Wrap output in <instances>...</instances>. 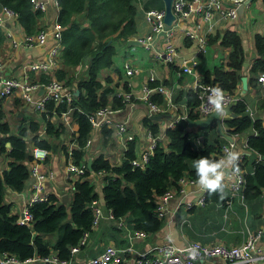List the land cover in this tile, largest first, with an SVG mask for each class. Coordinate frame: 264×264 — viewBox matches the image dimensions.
<instances>
[{
  "label": "trees",
  "instance_id": "16d2710c",
  "mask_svg": "<svg viewBox=\"0 0 264 264\" xmlns=\"http://www.w3.org/2000/svg\"><path fill=\"white\" fill-rule=\"evenodd\" d=\"M57 1L59 6L57 20L62 28V48L58 57L66 66L86 63V77H67L64 68L55 69L53 76L64 81L65 84H72L77 79L76 87L80 92L70 101L56 102L52 99L46 101V109L42 110L41 114L46 121V132L58 135L59 129L54 127L51 114L64 111L68 105L73 107L78 145L71 149V153H68L65 147L63 149L67 162L74 161L79 164L86 161L88 148L86 142L91 132L88 114L106 104L114 109L126 105L121 97L115 95L111 86L98 90L103 86V83L97 79L99 70L115 62L121 48L135 33L136 2L142 3V7L148 9L162 8L163 1ZM0 2L17 13L16 20L25 33L34 32L39 27L37 19L42 15V11L34 9L30 0H0ZM80 18L87 20L88 24H83L81 22L83 19ZM211 40L210 35L209 42ZM214 40H218V44L230 49L227 60L225 64H217L211 70H207L200 82L216 83L222 90L235 93L240 84L244 62L242 38L235 29L225 28L221 33H215ZM253 47L256 56L248 68V82L258 81V74L264 72V31L254 33ZM43 80L47 79L43 78ZM111 93L114 95L110 98ZM239 96L229 104V114L223 122L226 126L224 131L230 135L240 136L242 132L245 133L242 138L245 146H241L240 149L244 155L241 157L239 167L244 173L241 193L247 203L257 200L261 195L264 200V123L261 117H251L248 114L246 97ZM151 98L158 103L163 101V96L159 93L153 94ZM199 101L197 92L189 89L186 111L188 117L192 119L200 117L197 110ZM141 126L155 138L154 148L144 167L131 164L136 158L138 143L134 134L124 146L119 163L114 164L104 153H97L92 159L91 170L86 167L83 175L66 179L68 185L66 193L70 197L66 203L62 202L60 196L55 193H49L45 199H35L27 205L32 216L31 220L19 224L18 216L12 213V204L5 201V195L6 188L21 193L31 174L27 166L33 161L32 147L27 148L28 134L34 133L32 136L34 146L49 151L56 146L38 137L35 133L39 128L38 122L28 116L19 119L15 133H10L7 122H0V132L3 134L0 136V153H4L8 159L7 168L0 175V254L11 255L23 262L28 258H44L54 253L60 261H69L72 257L71 247L78 244L85 232L90 233L95 228L92 227L94 215L91 207V203L95 200L103 202L114 220L126 221L124 228L129 231H143L147 236L158 232L165 222V217L158 216L157 198L169 190H178V182L183 177L198 180L196 170L192 168L193 162L189 161L200 158L217 161L222 155L221 140L226 141V139L214 129L213 122L194 130L193 127H187L185 119L180 118L162 128L160 121L144 115ZM100 129L104 141L113 134L112 125L104 124ZM247 130L251 132L246 134ZM6 142H9V146H6ZM244 150L247 152H243ZM47 159L48 156L45 161ZM93 175L94 180L91 179ZM98 179L101 186L96 185ZM31 192L33 194V190ZM226 192L225 186L222 192L206 191L205 204L210 201L224 202ZM248 204L247 220L248 217L251 219L256 217L253 205ZM238 206L244 218V207ZM54 232L57 233V237L54 242H49L46 237ZM129 257H126V260L119 258L115 264H128Z\"/></svg>",
  "mask_w": 264,
  "mask_h": 264
},
{
  "label": "crops",
  "instance_id": "0c3cea01",
  "mask_svg": "<svg viewBox=\"0 0 264 264\" xmlns=\"http://www.w3.org/2000/svg\"><path fill=\"white\" fill-rule=\"evenodd\" d=\"M205 1L206 0H202V2ZM247 3H243V10L240 12L238 11V7L241 4L237 7V16L234 19L226 20L216 12L211 19L214 24V28L211 31H206L204 26L200 28V31L207 37L205 51L199 52L198 39L189 38L180 30L176 31V34L173 37L174 43L177 47L176 61L179 62V59L182 57H191L195 55L198 63L192 73H181L177 65L165 63L162 60L154 58L153 50L145 49L144 47L131 42L129 39L127 41L128 43L121 48L115 62L111 66L104 67L99 70L97 79L103 83V86L99 87L98 90L101 91L103 87L111 86L114 88L115 95L121 97L122 101L126 102L125 107L116 108L117 110L112 113L114 121L124 122L127 127V133H131L133 136L136 131L142 130V133H140V143H137L138 145H136V156H139L140 153L144 149H147L150 144L147 131L141 126V119L144 115L148 116L147 109L149 107L144 100H139V98L137 99V97L142 94L143 85H148L149 83V85L154 86L160 82L161 86L171 92V98H173L171 105L166 104V98L162 93L163 101L160 103L155 101L162 107V113H166L163 115L164 117L160 119L162 128L169 125L171 120L186 114L187 91L194 88L196 82L202 79L203 74L207 70H211L217 64L226 63L227 55L230 49L226 46L218 44V40L215 41L214 37L216 32H218V34L221 33L225 28H228V25L230 24L234 25V29L242 38L245 54L241 74L246 75L248 81V68L256 56L254 47L253 49L250 47L251 42L253 45V35L258 30H264V0H250ZM252 6L255 7V10H257L255 14L252 13ZM136 9L134 17V34L147 33L149 31V27L144 19L145 8L142 7V3L136 2ZM57 11L58 5L56 6L52 2L51 6L45 12H42V15L37 19V26L41 27L49 25L57 16ZM80 20L83 24H88V21L84 18H80ZM199 20H201V15H199L198 12L193 11L191 15L183 21V23L187 27L195 29L198 27L197 23ZM8 32L10 35H8ZM25 34L24 29L15 18H8L0 24V60L3 63L1 73L4 75H13L19 79H24V77H26L25 80L31 82H46L53 73L31 70L28 68V64L32 61L47 59V46H27L24 44L15 45L13 43V39L20 40ZM210 35L212 38L211 42H209ZM181 47H184L183 54L180 53L181 56H179L178 50ZM156 48L161 51L164 49L162 37L161 39L156 38ZM126 59L130 60L137 68H139V70L131 76H128L125 73L123 67L124 60ZM59 68H64L66 70L67 77H86V63H82L77 66H66L62 64L61 59L57 56V65L51 72H54L55 69ZM151 76L154 77V81H150L152 80ZM43 78H46L47 80H43ZM76 80L77 79H75L72 84H65L63 81L64 86L72 91V97L77 95L75 93L76 89H78L76 87ZM153 82H157V84L153 85ZM41 87L42 86L40 85L32 92L31 99L29 100L22 97L19 93L0 99V122H7L10 133H15L18 121L23 116H28L38 122L39 128L35 133L38 134L39 138L46 139L51 144L56 146L49 151L48 159L41 167V170L46 171L48 174L50 173L44 182V194L47 196L49 193H55L60 196L61 200L62 196L66 195V201L64 202L62 200V202L66 203L70 197L66 193L67 191L65 188V181L67 179L65 162L67 161L65 160L66 157L64 155L63 147L67 149L68 153H71V149L77 147V124L75 117L73 116V107L68 105L64 111L59 112L58 114L53 112L50 116L54 127L59 129V134L54 135L46 132V121L41 114V111L46 108H36L37 100H39L45 92V89L42 87L41 90ZM125 93H130L133 99L136 100L126 98ZM234 94L238 97H240L239 95L246 97L248 109L253 111L254 117H261L264 123V83L258 81L248 82L246 91L242 93L240 80V84ZM113 95L114 94L111 93L110 98ZM212 122L215 127L216 120L213 119L210 123ZM222 127L223 129L226 127L223 121ZM193 128L194 130L199 129V127ZM214 129L216 130V127ZM249 132H251V130H247L246 134ZM2 135L3 134L0 132V136ZM33 135L34 133L28 134V149L34 146L32 141ZM110 138L114 139L117 143H124V146L127 145L126 140L124 141V139H118L115 135H112ZM89 139L90 143L85 155L87 162L84 161V163H86V167L89 158L93 159L97 153H104L106 151L108 143V140L104 141L102 138L100 127L92 126V124ZM237 139L236 147L232 148L231 151L238 153L240 156V149H242V147L241 142L239 144V138ZM221 142L222 146L230 143L227 139L226 141L221 140ZM8 143L9 142H6V146H9ZM237 145L239 147H237ZM107 153L110 157L105 155V153L104 155L111 160L112 163L116 164L120 162V159L118 158L119 156L116 157L115 152ZM221 159L222 158H219L218 160ZM7 162L8 159L5 157L4 153L1 152L0 175L2 174V171L7 168ZM194 163L195 162H193L192 168H195ZM27 166L28 171L31 172V164L28 163ZM227 171L228 169H226V173ZM94 178L95 176L93 175L91 179L94 180ZM35 181L36 179L34 176L29 174L21 193L14 192L11 189L6 188L5 201L12 204V213L18 217L21 215L22 210L32 202L33 195L31 190L32 184ZM225 181L226 177L223 181L224 185ZM96 185L101 186L99 179L96 181ZM184 188L185 192L183 194L174 195L168 202L166 207V218L162 228L146 241L142 242L145 240L143 239L141 241L134 242V246H138L137 251L145 252L155 246L165 243L183 246L186 242L191 240L200 241L203 244L212 241H222L227 245L238 244L242 241L243 238L240 232L242 224L240 219H242V214L238 206L240 204L234 202V206L226 214L227 218H225L224 209L220 202L210 201L203 206L194 204L205 194V191L201 190L197 186V180L194 181V183L186 184ZM186 201L191 202L192 205L187 207L185 204ZM247 204L253 205L256 213L255 218L252 217L251 219V217H248V220H246L248 224L252 228L264 226L263 198L260 197L257 200H253L251 202L248 201ZM97 206L101 209L102 217L98 225L88 234L86 245L83 248L80 247L78 251L72 254L70 260L67 261L68 264H83L85 260L96 256L104 249L105 246L108 245H114L119 250H123L129 246L130 243L128 241V237L130 235V231L124 227H117L118 220H114L110 217L111 212L105 208L103 202L100 203L99 200H97ZM206 212H215L218 216L219 223L215 228L204 229L202 216ZM125 220H127V218H125ZM124 223H126V221H124ZM112 227H114V229H112ZM115 227H117V229ZM122 229L125 230L122 231ZM115 231L119 232L120 235H123L126 241L121 240L118 245L115 241ZM109 235L112 237H109ZM129 256L130 255H125V260L126 257ZM2 257V254H0V264ZM131 257L132 258L129 257V259H127L128 264H137L135 255ZM10 264L46 263L38 257H33L29 261L16 263L12 262Z\"/></svg>",
  "mask_w": 264,
  "mask_h": 264
},
{
  "label": "built area",
  "instance_id": "2783aa9c",
  "mask_svg": "<svg viewBox=\"0 0 264 264\" xmlns=\"http://www.w3.org/2000/svg\"><path fill=\"white\" fill-rule=\"evenodd\" d=\"M30 1L34 9H38L42 12H45L51 6L52 2L56 6L58 5L57 0ZM245 2L247 3V0H206L205 2H202V0H173L172 11L175 14V18L170 25H167L164 20V7H150L148 9H144V19L149 27V31L142 34H133L129 40L144 47L145 49L153 50L154 58L162 60L165 63L177 65L181 73H192L198 63L195 55L191 57H182L179 59V62L176 61L177 47L173 39L176 31L180 30L187 37L198 39L199 52L205 51L207 37L200 31V28L204 26L206 31H211L214 28V24L211 19L216 12L226 20L234 19L237 16V7ZM193 11H196L199 15H201V20H199L197 23L198 27L195 29L189 28L183 23V21L189 17ZM16 17L17 13L13 9L3 5L0 11V24L8 18L16 19ZM61 29V24L57 20L56 16L49 25L38 27L34 32L26 33L20 40L13 39V43L15 45L24 44L27 46H47L48 58L30 62L28 64L29 69L53 73L51 71H53V68L57 65V56L60 54V50L62 48ZM8 35H10L9 32ZM161 37L163 39L164 46L162 51L156 48V38L161 39ZM123 67L128 76L133 75L139 70V68H137L128 59L124 60ZM2 68L3 63L0 60V99L19 93L22 97L29 100L31 99L32 92L40 85L45 89V92L36 102V108L38 109L45 108L46 101L50 99L57 102L63 100L70 101L72 98V91L67 89L64 86L63 81L57 79L53 76V74H51L50 78L46 82H31L25 80L26 77H24V79H19L13 75H4L1 73ZM151 79L152 80L150 81H154L153 76H151ZM258 80L264 83V72L259 74ZM213 88L221 89L216 83H202L198 81L194 85L193 89L197 92V96L200 99L197 106L200 117H206L214 111L209 103V96L211 95V89ZM222 92L225 98V108H227L235 99L239 98L234 93H230L225 90H222ZM155 93H162L166 98L167 105H171L173 102L171 92L161 86L160 82L154 86L149 85V83L148 85H143L142 94L138 96L137 99L139 98V100L142 99L146 102L149 107L147 109L148 115L160 114L163 111L162 107L151 98ZM125 97L130 99L133 98L130 93H125ZM115 110L117 109H114L109 104H106L98 107L94 112L89 113L88 118L92 126L95 127H101L104 124L112 125V135H115L121 140L124 139V141H129L133 138V135L131 133H127V127L124 122L114 121L112 113ZM247 111L251 117H254L253 111L248 109V107ZM186 117L187 113L183 114L181 117L171 120L169 125L178 121L180 118L185 119ZM147 135L149 137L150 144L147 149H144L139 156H136V158L131 161L133 166L144 167L149 160L150 153L155 145V138L152 137L148 131ZM89 143L90 139L87 140L86 144L89 145ZM234 146L235 144L233 142L223 145L222 155L219 156L218 159H224L226 157V153L231 151ZM31 153L33 157V161L31 162V175L36 179V181L32 184V201L35 199H45L44 182L50 173L48 174L46 171L41 170V167L49 155V150L38 146H32ZM243 155L244 153H241L240 156L242 157ZM241 157L238 156L236 164L231 166L226 173V181L224 183L227 194L223 202L225 218H227L226 214L234 206V202H237L244 207L245 216L240 219V222L242 223L240 232L243 238L240 243L227 245L222 241L215 243L209 242L206 244H203L200 241H188L183 246L165 243L155 246L145 252H139L134 246V242L145 239L147 235L143 231L135 230L131 231L129 235V246L123 250H119L114 245L105 246L99 254L88 258L83 262V264H115L119 258H121L119 255L120 251L123 252L124 255H129L130 253L135 255L137 264H262V261H264V226L251 228L246 221L247 203L241 193L244 186V173L239 167ZM236 167L239 168V172L235 171ZM85 169L86 163L84 162H80L79 164L74 161L66 162V178L83 175ZM189 183H194V181L183 177L178 182V190H169L157 198V212L160 218H166V207L168 202L174 195L183 194L185 192L184 186ZM204 193V196L194 203L195 205L203 206L205 204L206 191ZM261 197L263 198L262 195ZM185 204L187 207L192 205V203L188 201H186ZM91 207L94 215L92 227H96L99 219L101 218V209L97 206V200L91 203ZM110 217H112L111 213ZM31 218V213H29L28 208L26 207L22 210L17 222L19 224H25L28 223ZM117 227H125L124 221L118 220ZM87 237L88 232H85L78 244L71 247L70 251L72 254L78 251L80 247L85 246ZM2 256L1 264L20 262L11 255L2 254ZM30 259L32 258L25 259L24 262L29 261ZM40 260L46 264H68L67 261H60L54 253L49 254L44 258H40ZM210 261L214 263H211Z\"/></svg>",
  "mask_w": 264,
  "mask_h": 264
},
{
  "label": "clouds",
  "instance_id": "9594fccd",
  "mask_svg": "<svg viewBox=\"0 0 264 264\" xmlns=\"http://www.w3.org/2000/svg\"><path fill=\"white\" fill-rule=\"evenodd\" d=\"M258 82L260 81L258 80ZM224 99H225L224 94L221 89L219 88L211 89V95L209 96V103L211 104L212 108L221 119L226 118L228 116V113L224 105ZM198 118H204V117H198ZM233 143L235 144L234 147H236L237 141L233 140ZM238 156H239L238 153L233 151H228L226 153V157L218 161L211 160L208 158L197 159L194 163L196 175L198 177L197 186L201 190L207 191L209 193L222 192L225 186L223 184V181L226 176V169H229L231 166L236 164V161L238 160ZM235 171L239 172V168L236 167ZM191 180L196 181L194 179ZM220 204L223 207V202H220Z\"/></svg>",
  "mask_w": 264,
  "mask_h": 264
},
{
  "label": "water",
  "instance_id": "95a60500",
  "mask_svg": "<svg viewBox=\"0 0 264 264\" xmlns=\"http://www.w3.org/2000/svg\"><path fill=\"white\" fill-rule=\"evenodd\" d=\"M163 1V7H164V10H165V15H164V20L166 22L167 25H170L173 21V19L175 18V14L173 13L172 11V1L173 0H162ZM250 0H247V2H249ZM3 7V4L0 2V11ZM241 10H243V4H241L239 7H238V11L240 12ZM241 90H242V93H244L246 91V88H247V84H248V81H247V76L246 75H242L241 78ZM41 90H42V87H41ZM76 94H79V90L76 89L75 91ZM226 111L227 113L229 114V109L226 108ZM149 118L153 119V120H157V121H160L161 118H163V114H151V115H148ZM186 125L187 127L191 128V127H206L207 125H209V123L215 119L216 120V130L225 138L227 139L228 141L230 142H233V138L232 136L227 133L226 131H224L223 127H222V121L223 119H221L217 113L215 111L211 112L208 116L204 117V118H190V117H186ZM9 144V143H8ZM91 164H92V159L89 158L88 160V163H87V168L89 170H91ZM66 195H63L62 196V200L65 202L66 201ZM119 255L121 258H124L125 259V255L123 252H119Z\"/></svg>",
  "mask_w": 264,
  "mask_h": 264
},
{
  "label": "rangeland",
  "instance_id": "374dc122",
  "mask_svg": "<svg viewBox=\"0 0 264 264\" xmlns=\"http://www.w3.org/2000/svg\"><path fill=\"white\" fill-rule=\"evenodd\" d=\"M252 13L253 14H255L256 12H257V10H255V7L254 6H252ZM252 16V15H251ZM234 25L233 24H230V25H228V28H233L234 29V27H233ZM258 31H260V30H258ZM264 31V30H263ZM254 36V35H253ZM253 40V39H252ZM252 49H253V45H252V42H251V46H250ZM183 49H184V47H181V48H179V50H178V53H179V56H181V54H183ZM181 53V54H180ZM178 56V57H179ZM177 57V58H178ZM181 59V58H180ZM140 133H142V130L141 131H136L135 132V137H136V139H137V141H138V143H140ZM243 135H245V133L244 132H242L241 134H240V136L238 135H236V136H232V138H233V140L234 141H237L238 139V137H239V144H240V142H242L241 143V146H244V143H243V141H241L242 140V137H243ZM119 139V138H118ZM238 144V145H239ZM138 145V144H137ZM109 148V149H108ZM123 148H124V143H122V142H115V140L114 139H112V138H109L108 139V143H107V148H106V151L104 152L105 153V155H107L108 157H110L109 155H108V153L107 152H115V155H116V157L117 156H119L118 158L120 159L121 158V153H122V151H123ZM241 152V151H240ZM244 152H247V151H245L244 150ZM239 157H241V156H239ZM189 162H195V160H190ZM65 188L67 189L68 188V185H67V181H65ZM202 221H203V227H204V229H212V228H215L217 225H218V223H219V218H218V216L216 215V213L215 212H206V213H204L203 214V216H202ZM125 229H122V231H124ZM116 232V236H115V241L118 243V245L120 244V241L121 240H124V241H126V239H125V237L123 236V235H120V233L119 232H117V231H115ZM115 232H113V233H115ZM130 233H131V231H130ZM56 237H57V233L56 232H54V233H52V234H49L46 238H47V240L49 241V242H54V240L56 239ZM109 237H112L111 235H109ZM150 237H152V234L151 235H148V237L145 239V240H143L142 242H144V241H146L148 238H150ZM123 238V239H122ZM128 241H129V237H128ZM192 242H197V241H194V240H191ZM142 242H141V244H142ZM215 242H219V241H212V243H215ZM130 256H133V254L132 253H130L129 254ZM132 258V257H131ZM262 264H264V261H262Z\"/></svg>",
  "mask_w": 264,
  "mask_h": 264
}]
</instances>
